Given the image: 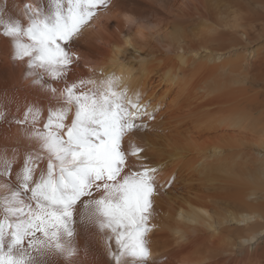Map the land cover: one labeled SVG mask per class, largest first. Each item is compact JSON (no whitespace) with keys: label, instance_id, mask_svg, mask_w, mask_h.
Listing matches in <instances>:
<instances>
[{"label":"bare ground","instance_id":"1","mask_svg":"<svg viewBox=\"0 0 264 264\" xmlns=\"http://www.w3.org/2000/svg\"><path fill=\"white\" fill-rule=\"evenodd\" d=\"M29 2L51 14L49 0ZM24 4L0 0V14L26 26ZM262 34L264 0H111L72 45L80 60L68 81L54 82L42 68L26 79L27 58L12 59L13 46L0 29V156L15 157L18 168L26 153L37 150L32 125L15 122L29 106L42 109L40 128L49 107L63 104L65 83L114 73L123 77L129 96L138 91L150 110L160 109L149 130L125 138V149L130 142L148 149L149 163L160 169L158 183L175 176L156 198V228L148 238L152 260L264 264ZM14 180L0 178V187L16 188ZM22 200L26 210L30 193ZM74 227L76 264H104L103 234L79 222ZM45 260L66 264L54 253ZM123 260L134 264L131 257Z\"/></svg>","mask_w":264,"mask_h":264},{"label":"snow or ice","instance_id":"2","mask_svg":"<svg viewBox=\"0 0 264 264\" xmlns=\"http://www.w3.org/2000/svg\"><path fill=\"white\" fill-rule=\"evenodd\" d=\"M110 4L111 0H49L51 14L45 15L25 0L29 23L24 26L0 14V29L13 46L12 59L27 58L26 79L42 68L50 81L66 82L80 60L72 45ZM101 76L65 83L63 104L49 107L40 128L35 125L42 109L34 106L26 109L23 120L15 121L21 127L32 125L29 135L38 147L25 154L18 168L15 157L0 156V178L9 181L14 176L17 186L0 187V264H47L49 253L76 264L77 222L103 234L104 264H124V257L134 264H156L148 239L156 228L154 206L175 176L158 183L160 169L149 163L148 149L130 142L126 150L125 138L149 130L160 109L150 110L138 91L129 96L127 86L121 85L123 77ZM89 85L88 91H81ZM47 90L53 95L57 91L51 84ZM24 193H30L32 201L26 210Z\"/></svg>","mask_w":264,"mask_h":264}]
</instances>
